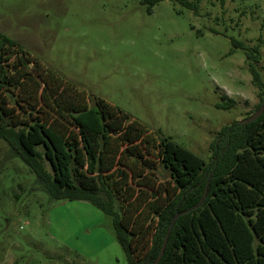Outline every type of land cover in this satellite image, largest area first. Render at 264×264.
<instances>
[{
	"label": "rangeland",
	"instance_id": "rangeland-1",
	"mask_svg": "<svg viewBox=\"0 0 264 264\" xmlns=\"http://www.w3.org/2000/svg\"><path fill=\"white\" fill-rule=\"evenodd\" d=\"M186 1L149 14L140 0H0V33L207 166L221 130L261 104L246 51L259 47L264 82V0ZM7 151L0 142V264H128L111 217L52 203Z\"/></svg>",
	"mask_w": 264,
	"mask_h": 264
},
{
	"label": "trees",
	"instance_id": "trees-1",
	"mask_svg": "<svg viewBox=\"0 0 264 264\" xmlns=\"http://www.w3.org/2000/svg\"><path fill=\"white\" fill-rule=\"evenodd\" d=\"M140 1L152 14L163 0ZM255 53L246 51L257 111L264 82ZM0 142L5 159L25 164L52 203L86 201L111 217L128 264L156 261L177 214L158 264H264V113L223 128L205 166L0 33Z\"/></svg>",
	"mask_w": 264,
	"mask_h": 264
},
{
	"label": "water",
	"instance_id": "water-1",
	"mask_svg": "<svg viewBox=\"0 0 264 264\" xmlns=\"http://www.w3.org/2000/svg\"><path fill=\"white\" fill-rule=\"evenodd\" d=\"M263 113H264V100H263L262 105H261V107L259 108V110H257V111H256L253 115H251L250 117H248V118H246V119H244V120H241V121H239L238 123H239L240 125L251 124V123H253L254 121H256L259 117H261V116L263 115ZM206 193H207V190L205 191L204 196H203L202 200H201L200 203H199L200 205H202V203H203V201H204V199H205V197H206ZM196 208H197V206L193 207L192 209H196ZM190 211H191V210H187V211L184 212V214H187V213H189ZM181 215H182V214H177V215L171 220L170 225H169V228H168V232H167V234H166V237H165L164 243H163V245H162L161 251H160V253H159V256H158V258L156 259V261H155L153 264H158V263L161 261L163 255H164V253H165V249H166V246H167V243H168V240H169L170 233H171V231H172V229H173V226H174V224L176 223L177 219H178Z\"/></svg>",
	"mask_w": 264,
	"mask_h": 264
}]
</instances>
